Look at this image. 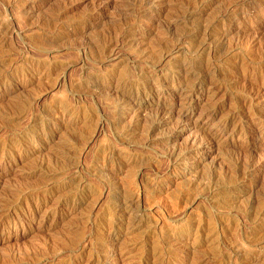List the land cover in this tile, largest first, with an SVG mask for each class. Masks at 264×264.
Here are the masks:
<instances>
[{
  "label": "rangeland",
  "instance_id": "rangeland-1",
  "mask_svg": "<svg viewBox=\"0 0 264 264\" xmlns=\"http://www.w3.org/2000/svg\"><path fill=\"white\" fill-rule=\"evenodd\" d=\"M0 264H264V0H0Z\"/></svg>",
  "mask_w": 264,
  "mask_h": 264
},
{
  "label": "bare ground",
  "instance_id": "bare-ground-1",
  "mask_svg": "<svg viewBox=\"0 0 264 264\" xmlns=\"http://www.w3.org/2000/svg\"><path fill=\"white\" fill-rule=\"evenodd\" d=\"M130 206V205H129Z\"/></svg>",
  "mask_w": 264,
  "mask_h": 264
}]
</instances>
